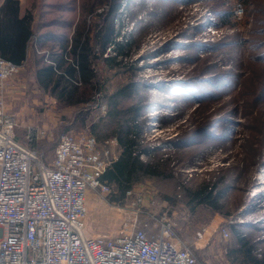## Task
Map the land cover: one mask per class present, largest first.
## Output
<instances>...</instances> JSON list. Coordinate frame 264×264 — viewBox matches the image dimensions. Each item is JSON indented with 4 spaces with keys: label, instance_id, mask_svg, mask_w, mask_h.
<instances>
[{
    "label": "rangeland",
    "instance_id": "1",
    "mask_svg": "<svg viewBox=\"0 0 264 264\" xmlns=\"http://www.w3.org/2000/svg\"><path fill=\"white\" fill-rule=\"evenodd\" d=\"M104 1L19 3L21 13L32 14L37 33L69 35L71 22L106 27L108 16L99 18L108 8ZM114 19L116 39L126 43L123 53L110 63L95 61L100 91L78 83L83 101L74 105L57 101L35 80L37 58L49 62L56 42L49 36L34 46L35 55L28 47L4 96L7 112L18 119L17 138L24 139L29 124L52 128L46 142L69 129L91 133L90 123L105 110L101 96L135 83L144 106L142 138L155 143L149 157L168 159L160 168L172 172L179 194L165 200L152 180L135 184L120 201H111L110 191H86V233L106 237L137 226L151 231L166 215L175 240L203 264H231L227 251L235 234L264 255V0H121ZM186 133L194 138L186 147L169 142ZM96 142L99 150L108 145L109 158L117 156V143ZM45 154L50 163L53 150ZM209 186L212 203L192 197Z\"/></svg>",
    "mask_w": 264,
    "mask_h": 264
},
{
    "label": "built area",
    "instance_id": "2",
    "mask_svg": "<svg viewBox=\"0 0 264 264\" xmlns=\"http://www.w3.org/2000/svg\"><path fill=\"white\" fill-rule=\"evenodd\" d=\"M22 64L0 57V264H203L175 240L166 215L151 231L86 233V191H110L101 176L116 156L109 158L108 145L99 150L85 130L62 132L50 163L33 143L49 140L51 127L29 124L24 139L17 138L18 119L7 112L4 96ZM221 235L226 238L227 230Z\"/></svg>",
    "mask_w": 264,
    "mask_h": 264
},
{
    "label": "trees",
    "instance_id": "3",
    "mask_svg": "<svg viewBox=\"0 0 264 264\" xmlns=\"http://www.w3.org/2000/svg\"><path fill=\"white\" fill-rule=\"evenodd\" d=\"M121 0H105L108 8L99 13V18L108 16L107 26L95 24L93 29L84 28L81 23L71 22L74 26L70 33L53 35L50 32L37 33L33 30V16L29 11L21 13L19 0H2L0 4V57L21 65L31 47L35 55L37 44L41 47L50 37L56 42L50 49V61L45 62L37 58L34 70L35 80L44 92H48L57 101L66 105L82 102L79 95V84H91L92 90L100 91L95 86L94 65L97 59L111 62L122 54L126 43L116 39L117 31L114 27V17L120 7ZM93 8L88 9L91 12ZM73 23V24H72ZM50 36V37H49ZM57 46L55 49L54 47ZM110 46L113 50L109 55L103 56ZM113 53V54H112ZM262 59L264 52H262ZM118 63V62H117ZM79 83V84H78ZM135 83L117 88L106 96H101V104L105 105L104 113L90 123L89 130L99 142L114 138L118 153L103 172L101 179L106 181L110 188V200L120 201L125 198L128 191L135 184L152 180L159 185L160 193L165 200L177 196V182L172 172L160 168L168 159L160 156L157 161L150 158L154 152L155 143L144 142L145 117L141 101L137 99ZM80 107V106H79ZM79 113L76 116L78 117ZM83 116V114H82ZM86 116L81 118L84 121ZM192 134L179 135L169 140L177 149L186 147L193 141ZM59 137L54 142L40 140L33 143L42 160H46V150H55ZM52 148V149H51ZM53 157V155H52ZM145 157V158H144ZM52 159V158H51ZM160 160V161H159ZM46 162V161H45ZM201 196H199L200 192ZM212 187L193 192L192 197L205 203H212L210 198ZM207 192L205 195L204 193ZM129 194V193H128ZM235 244L227 251L231 264H264V255L257 253L255 248L235 234Z\"/></svg>",
    "mask_w": 264,
    "mask_h": 264
},
{
    "label": "crops",
    "instance_id": "4",
    "mask_svg": "<svg viewBox=\"0 0 264 264\" xmlns=\"http://www.w3.org/2000/svg\"><path fill=\"white\" fill-rule=\"evenodd\" d=\"M1 2H2V0H0V4H1ZM21 10V9H20ZM26 58H27V55H26ZM26 58H25V60H26ZM25 60H24V62H25Z\"/></svg>",
    "mask_w": 264,
    "mask_h": 264
}]
</instances>
